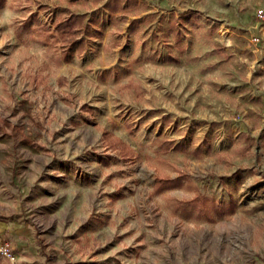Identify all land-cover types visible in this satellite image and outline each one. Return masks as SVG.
Instances as JSON below:
<instances>
[{"label":"rangeland","instance_id":"rangeland-1","mask_svg":"<svg viewBox=\"0 0 264 264\" xmlns=\"http://www.w3.org/2000/svg\"><path fill=\"white\" fill-rule=\"evenodd\" d=\"M16 216L0 264H264V0H0Z\"/></svg>","mask_w":264,"mask_h":264},{"label":"crops","instance_id":"crops-1","mask_svg":"<svg viewBox=\"0 0 264 264\" xmlns=\"http://www.w3.org/2000/svg\"><path fill=\"white\" fill-rule=\"evenodd\" d=\"M34 227L30 220H23L16 216V222L11 220L0 219V234L13 235L15 238V249H32L33 243L31 241L32 229Z\"/></svg>","mask_w":264,"mask_h":264},{"label":"built area","instance_id":"built-area-1","mask_svg":"<svg viewBox=\"0 0 264 264\" xmlns=\"http://www.w3.org/2000/svg\"><path fill=\"white\" fill-rule=\"evenodd\" d=\"M12 240L6 235H0V256L13 261L15 251Z\"/></svg>","mask_w":264,"mask_h":264},{"label":"trees","instance_id":"trees-1","mask_svg":"<svg viewBox=\"0 0 264 264\" xmlns=\"http://www.w3.org/2000/svg\"><path fill=\"white\" fill-rule=\"evenodd\" d=\"M71 18V17H70ZM69 20V19H68ZM62 35H63V33H62ZM167 180H169V181H175L176 179L174 178H168Z\"/></svg>","mask_w":264,"mask_h":264}]
</instances>
